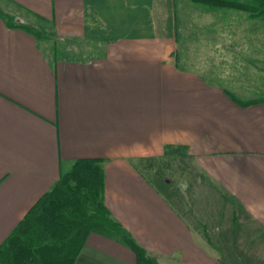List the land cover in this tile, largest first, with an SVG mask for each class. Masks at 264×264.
<instances>
[{
	"label": "crops",
	"instance_id": "crops-1",
	"mask_svg": "<svg viewBox=\"0 0 264 264\" xmlns=\"http://www.w3.org/2000/svg\"><path fill=\"white\" fill-rule=\"evenodd\" d=\"M157 3L0 0V246L75 161L101 159L106 206L160 264H264V101L239 102L264 96L230 87L238 45L203 35L206 13L234 12L180 4L176 41ZM166 146L201 170L154 183L145 163ZM159 176H201L210 195ZM74 264L137 258L92 233Z\"/></svg>",
	"mask_w": 264,
	"mask_h": 264
},
{
	"label": "trees",
	"instance_id": "trees-1",
	"mask_svg": "<svg viewBox=\"0 0 264 264\" xmlns=\"http://www.w3.org/2000/svg\"><path fill=\"white\" fill-rule=\"evenodd\" d=\"M190 1L211 10L244 12L264 23V0ZM178 2L167 0L168 30L172 29L168 33L176 41L180 39ZM260 101L264 99L239 100L242 105ZM104 191L103 160L75 161L0 246V264H74L92 233L121 240L136 254L137 264H160L112 216L104 201Z\"/></svg>",
	"mask_w": 264,
	"mask_h": 264
},
{
	"label": "rangeland",
	"instance_id": "rangeland-1",
	"mask_svg": "<svg viewBox=\"0 0 264 264\" xmlns=\"http://www.w3.org/2000/svg\"><path fill=\"white\" fill-rule=\"evenodd\" d=\"M178 3L179 4L177 6H180L181 4L184 9L186 8L185 11H189L187 8L191 9L189 4L190 0H179ZM193 6L201 8L196 5ZM168 9L167 0H158V3L156 4L157 18L158 21L160 20V24L167 34L169 30L172 31V29L168 30L170 20V13ZM184 9L181 8V11H184ZM193 12L198 11L194 10L191 14H193ZM215 20L217 21L215 24L216 28H213L212 26V28L209 29L207 26H210L213 22H215ZM203 26V35L210 34L212 37L216 35L217 37L226 40L225 44H228L227 40H231L235 42V45H238V48H235V53L239 54L240 64H244V66L242 67V72L240 73L241 77L231 80L230 87L241 93L264 96V93L260 94V91L258 92V90L264 86V23L262 20L251 19L248 14L244 12H234L233 14H225L223 16L219 15L218 20L215 14L212 15L211 13H206ZM228 33L229 37L226 36ZM189 41L190 38L187 40V43ZM226 59L229 60L227 56ZM167 150H171L169 155L166 154ZM164 151L163 156H166L164 159L150 158L149 163L148 161L145 163L147 169L145 170V174L154 183H157V181L153 176V173L162 174L165 172V175H167L171 170L173 173L185 175L186 173L195 174L201 170L196 165V158L188 153L189 149H185V151H178V148H169L166 146ZM159 177H161V180L164 181L167 186H169V183H172V185L175 184L177 188L179 186L180 189L176 191L177 195L180 193L184 196L185 192L187 194V200H193V197L199 198L201 196L205 197L210 195V191L205 189L206 191L204 193V189H202L205 182L202 181L201 176ZM159 183L161 185V181H159ZM184 198L185 197L181 198V202L184 201ZM245 263L249 264V262Z\"/></svg>",
	"mask_w": 264,
	"mask_h": 264
}]
</instances>
